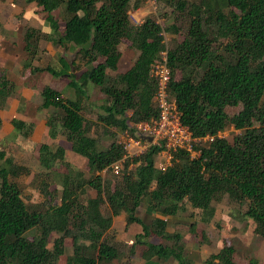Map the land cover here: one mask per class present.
I'll use <instances>...</instances> for the list:
<instances>
[{
    "label": "trees",
    "instance_id": "obj_1",
    "mask_svg": "<svg viewBox=\"0 0 264 264\" xmlns=\"http://www.w3.org/2000/svg\"><path fill=\"white\" fill-rule=\"evenodd\" d=\"M24 1L39 4L52 28L46 33L25 28L24 67L32 73L44 70L73 77L67 83L73 97H63L50 85L40 91V106L49 111L48 135L55 139L58 126L63 128L71 150L86 160L88 176L67 159L63 146L42 142L38 149L41 170L30 181L41 199L26 201L18 177L29 174V168L16 164L0 146V264H57L66 253L67 237L71 252L65 264H114L120 253L105 234L113 218L121 214L126 225L136 222L141 227L130 253L142 246L145 260L174 258L178 264H188L181 236L167 230L166 216H175L187 202L207 222L214 216V204L224 196L241 208L253 232L264 238V0H154L175 13L174 21L164 27L151 16L134 24L129 14L132 0ZM178 19L183 27L176 23ZM59 21L63 32L52 34ZM163 31L173 36L183 31V39L167 47L168 93L181 113V122L194 137L209 134L214 139L196 145L200 152L195 157L184 149L173 151L164 168L154 162V154L163 147L152 144L141 155L126 159L127 173L116 175L113 188L105 187L101 171L122 159L125 150L117 140L98 147L88 133L91 124L84 115L83 100L90 85L98 86L105 100L97 120L121 131L129 121L156 118V84L149 68L166 48ZM41 38L78 53L83 62L79 75L63 55L58 71L49 65L33 66L30 60L36 57ZM123 40L138 50V56L126 70L110 75L109 70L118 68ZM88 42L90 46L83 48ZM13 86L0 69V105ZM238 105L239 111L232 115L225 110ZM11 123L14 139L29 133L30 127L21 119ZM230 124L239 130L231 142L217 136ZM132 161L135 166L128 169ZM57 164L66 169L59 185L51 182ZM89 189L96 195L89 197ZM103 203L108 205V215L101 209ZM142 203L147 213L156 214L149 223L137 215ZM191 226L193 230L195 223ZM152 237L158 241L146 240ZM163 240L174 243L169 246ZM234 254V246L224 243L203 264H239ZM246 264L259 262L250 258Z\"/></svg>",
    "mask_w": 264,
    "mask_h": 264
},
{
    "label": "rangeland",
    "instance_id": "obj_2",
    "mask_svg": "<svg viewBox=\"0 0 264 264\" xmlns=\"http://www.w3.org/2000/svg\"><path fill=\"white\" fill-rule=\"evenodd\" d=\"M130 9V19L134 24L141 23L145 17L151 16L162 27L174 21L172 8L163 3L154 0H132ZM0 69L12 81L13 87L6 102L0 105V146L5 149L6 155L11 156L15 163L29 168V174H22L18 177L22 189V197L26 201H38L41 199L39 193L30 186L33 173L39 172L41 166L38 160V149L42 142H49L53 145H61L66 151L67 159L87 173L86 160L75 154L70 148V142L63 133V128L58 126L59 135L52 139L48 135L46 117L49 111L41 108L40 91L46 85H50L62 92L63 97H73V89L68 87L67 83L72 76H56L51 71H39L32 73L29 68L24 67L25 52L23 49V34L27 26L35 27L41 33L52 31L49 21L39 4L34 2L27 3L24 0H0ZM13 11L15 13H13ZM59 16L57 12L53 13ZM178 25H182L180 19L176 20ZM56 32L58 35L63 32V23L59 21ZM5 30L2 31V29ZM164 42L168 48L175 47L183 39V31L175 36L163 31ZM54 35V36H55ZM53 35H50V37ZM39 49L35 58L30 60L33 66L44 67L49 65L53 70L58 71L61 67L59 57L65 56L66 59L74 64L72 72L77 75L83 70V62L78 53L71 49H64L61 45L53 41L41 38ZM121 56L116 71L109 70L110 75H116L126 70L136 60L138 50L130 46L129 41L123 40L119 44ZM103 60V58H100ZM176 77L180 72H176ZM105 100L104 94L98 86L90 85L89 94L84 101V115L91 124L88 131L89 136L96 138L98 147L105 148L112 141H118L122 134L121 130L112 125L104 124L97 120L96 115L101 112V105ZM238 106H227L226 112L232 115L239 111ZM21 119L25 126L30 127L29 133L13 136L12 119ZM239 133L233 125H228L221 131V137L231 142L235 135ZM156 167L164 168L170 163L167 154L160 151L154 154ZM122 161L114 163L113 167L119 169V175L127 173L124 170ZM66 172V169L57 164L53 168L51 182L55 185L60 183V174ZM116 173L113 170L101 172V178L104 186L108 184L113 188L116 181ZM87 195L93 197L96 192L93 189L87 190ZM214 216L209 221L201 218V213L196 212L189 203L184 202L181 209L175 216H166L167 230L170 233H179L181 236L180 246L188 264H203L204 260L212 253H215L225 244H231L235 248L234 259L239 264H246L250 258L258 260L259 264H264V238L253 232V224L250 220L243 217L241 208L234 202L224 196L215 204ZM104 215L109 214L107 203L101 205ZM137 215L145 222L149 223L155 216V213H147V205L142 203ZM116 223H121L120 225ZM195 223L192 230L191 224ZM141 232V227L136 222L125 224L124 214L115 217V224L105 234L110 243L116 244L119 250V258L114 259V264H131L132 259H141L142 246L135 249L133 253L129 252V247L135 240V235ZM33 233H28L32 237ZM143 240V239H142ZM146 240L157 242L155 237ZM163 244L172 246L174 241H162ZM66 253L60 256L57 264H65L66 256L71 252V239H65ZM152 260L163 262L156 257ZM166 262V261H164ZM170 264H178L173 258L167 260Z\"/></svg>",
    "mask_w": 264,
    "mask_h": 264
},
{
    "label": "built area",
    "instance_id": "obj_3",
    "mask_svg": "<svg viewBox=\"0 0 264 264\" xmlns=\"http://www.w3.org/2000/svg\"><path fill=\"white\" fill-rule=\"evenodd\" d=\"M167 49L166 46L160 51L159 58L149 68V75L156 84L153 102L157 107V117L145 121H129L127 128L121 131L118 142L122 144L125 152L123 158L118 161H122L123 165L126 159L132 160L135 156L141 155L152 144H161L163 147L161 151L169 158L177 149H184L191 157H195L200 152L196 145H205L214 139V135L209 134L194 137L189 128L181 122V113L168 93L170 70L167 64ZM220 133L221 131L217 136L221 137ZM143 136H150L152 141L148 142ZM113 165L114 163L101 172L112 169L115 175H119L120 170H114ZM134 166L135 162L132 161L127 168L132 169Z\"/></svg>",
    "mask_w": 264,
    "mask_h": 264
},
{
    "label": "crops",
    "instance_id": "obj_4",
    "mask_svg": "<svg viewBox=\"0 0 264 264\" xmlns=\"http://www.w3.org/2000/svg\"><path fill=\"white\" fill-rule=\"evenodd\" d=\"M0 11H1V9H0ZM13 13H15V12L13 11ZM3 30H5V32L7 31L5 29V27H4V29H2V31ZM0 37H2L1 29H0ZM113 224H115V218H113L112 225ZM116 224L120 225L121 223H116ZM125 224H126V222H125ZM158 260H163V262L155 261V260H152V259L145 260V259L141 258V259H132L131 264H170L169 262H167V260H169V258L168 259H158ZM164 261H166V262H164Z\"/></svg>",
    "mask_w": 264,
    "mask_h": 264
},
{
    "label": "water",
    "instance_id": "obj_5",
    "mask_svg": "<svg viewBox=\"0 0 264 264\" xmlns=\"http://www.w3.org/2000/svg\"><path fill=\"white\" fill-rule=\"evenodd\" d=\"M89 46H90V42L84 44L82 47L87 49ZM71 69H72V67H71ZM143 138L146 139L148 142L152 141V138L150 136H143Z\"/></svg>",
    "mask_w": 264,
    "mask_h": 264
}]
</instances>
